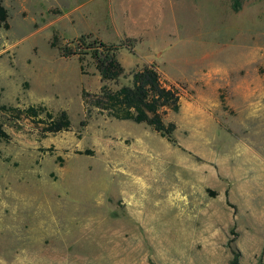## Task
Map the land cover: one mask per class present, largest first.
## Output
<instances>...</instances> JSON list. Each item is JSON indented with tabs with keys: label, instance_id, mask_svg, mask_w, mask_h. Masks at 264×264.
Segmentation results:
<instances>
[{
	"label": "rangeland",
	"instance_id": "1",
	"mask_svg": "<svg viewBox=\"0 0 264 264\" xmlns=\"http://www.w3.org/2000/svg\"><path fill=\"white\" fill-rule=\"evenodd\" d=\"M0 5V106L42 103L72 122L43 138L0 114V264H229L231 249L264 264V0ZM89 34L138 39L110 88L154 63L179 90L173 141L99 114L80 125L82 91L102 85L73 54Z\"/></svg>",
	"mask_w": 264,
	"mask_h": 264
},
{
	"label": "trees",
	"instance_id": "2",
	"mask_svg": "<svg viewBox=\"0 0 264 264\" xmlns=\"http://www.w3.org/2000/svg\"><path fill=\"white\" fill-rule=\"evenodd\" d=\"M241 5L242 0H233L235 11H238ZM6 16V10L0 5L1 23L6 21ZM77 43L78 51L73 54L90 56L102 83L96 92L86 89L82 91L83 119L80 125L84 126L85 122L99 114L119 121L146 124L162 137L173 141L172 136L177 124L168 120V117L179 112L181 95L178 89L163 78L156 64L137 65L131 72L130 85H122L118 89L108 86L109 82H117L125 72L118 60L119 51L124 48L133 51L138 39L126 38L118 44H108L89 34L81 35ZM51 45L56 47L54 42ZM261 73L264 74V68ZM0 114L5 123L17 130L24 128L25 121L29 122L32 129L43 138L72 129V122L66 110L53 112L42 103L27 106L2 105ZM10 139L4 125L0 124V144L9 143ZM79 154L92 155V151H80ZM57 160L62 163L60 157H57ZM234 240H231V243ZM231 253L229 264H241L240 253L235 249H231Z\"/></svg>",
	"mask_w": 264,
	"mask_h": 264
},
{
	"label": "crops",
	"instance_id": "3",
	"mask_svg": "<svg viewBox=\"0 0 264 264\" xmlns=\"http://www.w3.org/2000/svg\"><path fill=\"white\" fill-rule=\"evenodd\" d=\"M125 189L127 190L128 189V187H125ZM128 194V193H127Z\"/></svg>",
	"mask_w": 264,
	"mask_h": 264
}]
</instances>
